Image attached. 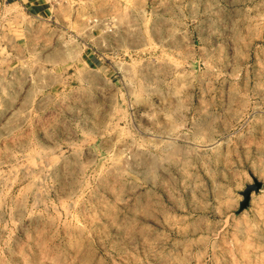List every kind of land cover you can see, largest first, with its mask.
Wrapping results in <instances>:
<instances>
[{
	"label": "rangeland",
	"instance_id": "obj_1",
	"mask_svg": "<svg viewBox=\"0 0 264 264\" xmlns=\"http://www.w3.org/2000/svg\"><path fill=\"white\" fill-rule=\"evenodd\" d=\"M50 2L80 68L0 76V264H264V0Z\"/></svg>",
	"mask_w": 264,
	"mask_h": 264
},
{
	"label": "crops",
	"instance_id": "obj_2",
	"mask_svg": "<svg viewBox=\"0 0 264 264\" xmlns=\"http://www.w3.org/2000/svg\"><path fill=\"white\" fill-rule=\"evenodd\" d=\"M52 13L53 5L50 0H0V76L20 75L29 67L36 79V90H39L38 87L48 88L47 84L40 82L43 79L42 74H53L55 84L64 87L75 80L79 65L76 68L68 66L60 70L58 67H49L48 64L44 67L38 62L40 59L52 57L55 53H62L42 49L44 42L42 30L44 25L48 26L52 22ZM104 37L100 46L106 47L110 39L107 35ZM106 59V54L95 56L94 52L82 53L78 64L83 65L81 68H87L88 71L97 69L106 87L110 74L109 68L105 66Z\"/></svg>",
	"mask_w": 264,
	"mask_h": 264
},
{
	"label": "water",
	"instance_id": "obj_3",
	"mask_svg": "<svg viewBox=\"0 0 264 264\" xmlns=\"http://www.w3.org/2000/svg\"><path fill=\"white\" fill-rule=\"evenodd\" d=\"M259 185H257L255 187V189H259ZM250 193H251V188H249L246 192H245V199L242 201L241 206H240V210H243L245 208H247L249 206L250 203Z\"/></svg>",
	"mask_w": 264,
	"mask_h": 264
}]
</instances>
